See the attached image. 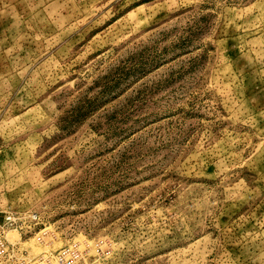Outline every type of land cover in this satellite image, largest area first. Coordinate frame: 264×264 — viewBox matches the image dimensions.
I'll use <instances>...</instances> for the list:
<instances>
[{"label":"rangeland","instance_id":"rangeland-1","mask_svg":"<svg viewBox=\"0 0 264 264\" xmlns=\"http://www.w3.org/2000/svg\"><path fill=\"white\" fill-rule=\"evenodd\" d=\"M7 213L0 264H264V0H0Z\"/></svg>","mask_w":264,"mask_h":264},{"label":"built area","instance_id":"built-area-1","mask_svg":"<svg viewBox=\"0 0 264 264\" xmlns=\"http://www.w3.org/2000/svg\"><path fill=\"white\" fill-rule=\"evenodd\" d=\"M16 224V217L12 213H7L0 220V257L9 252L10 243L6 239V234L14 228Z\"/></svg>","mask_w":264,"mask_h":264},{"label":"bare ground","instance_id":"bare-ground-1","mask_svg":"<svg viewBox=\"0 0 264 264\" xmlns=\"http://www.w3.org/2000/svg\"><path fill=\"white\" fill-rule=\"evenodd\" d=\"M79 244H82V243H79ZM78 246H79V245H78ZM81 248H82V247H81ZM81 248H80V249H81Z\"/></svg>","mask_w":264,"mask_h":264}]
</instances>
